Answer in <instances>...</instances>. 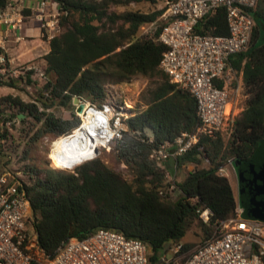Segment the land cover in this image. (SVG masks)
I'll return each mask as SVG.
<instances>
[{
    "label": "trees",
    "instance_id": "obj_1",
    "mask_svg": "<svg viewBox=\"0 0 264 264\" xmlns=\"http://www.w3.org/2000/svg\"><path fill=\"white\" fill-rule=\"evenodd\" d=\"M55 1L62 11L61 30L49 40V51L43 56L45 73L50 78L39 92L41 108L18 96L0 97L1 165L9 163V154L3 150V141L8 138V118L2 116L6 107L15 111L10 116L25 115L21 122L32 118L26 135L40 123L28 140L34 142L45 135L59 136L79 124L80 116L76 114L65 119L47 111L54 104L68 106L75 96L100 104L106 97V84L121 83L134 76H143L150 83L140 94L143 107L127 117L128 131L110 142L115 159L130 171V178L100 158L88 161L74 173L41 169L34 164L23 166L26 180H21L31 203L41 249L52 256L63 240L81 239L105 227L142 240L152 252L151 263L157 264L160 256L172 244L181 242L193 225L200 226L205 240L212 233L213 222L233 216L237 203L245 210L242 192L254 198L255 204L249 205L256 209V189L261 183L259 177L264 175V0H258L249 11L254 21L249 47L231 58L232 67L242 72L246 105L234 117L230 136L224 140L219 131L200 132L192 148L162 162L149 157L153 147L172 143L181 133L198 128L194 96L171 82L159 67L166 49L156 39L161 24L151 35L139 33L141 26L160 21L164 7L149 11L129 8L130 3L156 4L163 0ZM3 2L0 0V5ZM120 7L124 9L118 10ZM195 31L226 35L225 8L206 14ZM32 72L26 73L29 82ZM14 82L10 76L5 84L13 86ZM217 85L222 87L223 83L219 81ZM204 159L208 166H202ZM228 159L238 169L239 197L228 178L218 172ZM171 161L177 167L193 166L176 183L181 193L175 199L166 190V171ZM198 207L211 210L209 223L201 222ZM256 213L261 217L255 219L264 221V210ZM190 247L183 243L182 250Z\"/></svg>",
    "mask_w": 264,
    "mask_h": 264
},
{
    "label": "built area",
    "instance_id": "obj_2",
    "mask_svg": "<svg viewBox=\"0 0 264 264\" xmlns=\"http://www.w3.org/2000/svg\"><path fill=\"white\" fill-rule=\"evenodd\" d=\"M18 1L4 0L0 5V26L6 35L18 31L24 21ZM257 1L163 0L164 11L156 39L166 49L159 67L168 74L171 82L186 88L194 96L198 128L192 133H181L172 143L153 147L149 155L152 160L162 162L175 159L193 147L198 133L213 134L232 121L231 96L239 88V78L231 65V58L247 50L250 45L254 21L249 11ZM50 4H56L58 8L47 9ZM218 7L226 10L228 33L212 35L196 32L199 21ZM34 11L46 39L50 40L60 32L62 11L55 0H40ZM0 50V79L15 77V74H9L11 65L1 43ZM234 79L236 84L231 88ZM219 81L223 83L222 87L217 85ZM80 102L84 107L77 126L89 122L88 109L103 111L108 107L113 114L109 125L118 132L113 139L122 137L128 131V116L123 111L127 103L116 101L111 90H106V97L100 104L85 100ZM116 119H119V128L115 126ZM111 141L107 145L97 144L95 154L99 147H109ZM169 188L174 186L170 185ZM196 211L203 223H209L212 212L208 207H198ZM242 214L243 208L237 203L233 216L213 222V230L208 238L189 251L182 250V242L172 244L160 256L157 264H264V221ZM34 219L20 174L2 168L0 264H151V250L147 244L105 227H99L81 239L67 238L52 256L47 255L39 246Z\"/></svg>",
    "mask_w": 264,
    "mask_h": 264
},
{
    "label": "rangeland",
    "instance_id": "obj_3",
    "mask_svg": "<svg viewBox=\"0 0 264 264\" xmlns=\"http://www.w3.org/2000/svg\"><path fill=\"white\" fill-rule=\"evenodd\" d=\"M164 7L163 1H159L156 4L149 2H140V3H130L129 8L131 9H140L142 11H149L155 9H160ZM124 8L120 7L118 10H122ZM157 24H145L141 26L139 33L140 34H149L151 35L153 31L157 28L158 25L161 24V18L159 19ZM43 57H37L30 61L20 62L18 64L11 65V69H9V74H15V82L13 86H7L5 82L8 79H0V97L6 95L18 96L25 102H35L41 108V104H39L38 99L39 92H41V86L45 82L47 78H50L48 74L45 73V62L41 60ZM33 67L32 69H27V67ZM28 70H33L30 75V82L27 81L26 73ZM15 71V73H13ZM239 73V72H237ZM240 73L238 74V76ZM13 76V75H12ZM19 76H23V78H19ZM150 81L143 76H134L128 81H124L117 84H106V90H111V92L116 97V101L125 102L127 106L124 107V114L127 116L133 115L134 111L142 108V102L139 100L140 94L145 90ZM235 79L233 83L230 84L231 88L235 87ZM88 101V100H85ZM246 105V96L243 93V86L240 85L238 92H234L231 96V111H232V121L234 117L245 107ZM130 106L132 108H130ZM84 107V104H83ZM47 111L53 112L56 116H60L65 119H72L74 114L80 116L76 112V105L70 103L68 106H61L59 104H54L51 108L47 109ZM15 111L6 107L3 111V118H8L7 121H10L9 124H6L8 130V138L3 142V150L5 153L9 155V163L6 167L1 165L0 171L2 168H6L10 171L17 172L20 174L23 180H26V175L22 172L23 166L25 164H34L41 169L51 168V161L48 158V148L45 144V138L47 137L49 140L54 139L55 137L45 135L40 137L34 142H29V137L33 134L34 130L40 123H36L33 127L32 131L26 135L29 128H31L30 122L32 123V118L28 117L25 122H21L20 118H25L24 116L13 117L10 116ZM6 121V123H7ZM232 121L228 122L227 126L219 131L224 140H227L230 136V132L232 129ZM57 137V136H56ZM24 153H26V157L23 158ZM95 158H100L104 163H106L109 167L121 172L123 176L126 178H130V171L120 162L115 159L114 152L112 146L109 147H99ZM231 159V158H230ZM230 159L226 160L224 164L220 167L218 172L221 175H225L234 191H237V195L239 197V186H238V169L236 165H232L230 163ZM170 168L166 171V179L170 185H173L174 188H166L168 196L172 199L177 198L180 195V190L177 187L176 183L180 181L182 176L191 170V167H177L174 169V162L171 161ZM202 166H208V161L202 162ZM235 167V168H234ZM202 222V220H201ZM203 223V222H202ZM203 232L200 226L193 225L189 231L185 234L184 238L181 242L191 244L190 249H192L196 244L202 242L203 240ZM189 249V250H190ZM187 250V251H189ZM152 252L150 251V256ZM152 264V263H151Z\"/></svg>",
    "mask_w": 264,
    "mask_h": 264
},
{
    "label": "clouds",
    "instance_id": "obj_4",
    "mask_svg": "<svg viewBox=\"0 0 264 264\" xmlns=\"http://www.w3.org/2000/svg\"><path fill=\"white\" fill-rule=\"evenodd\" d=\"M112 115L108 107H105L103 111L88 109V123L81 124L54 139L49 140L46 137L45 144L48 148L51 168L74 173L76 168L95 159L94 149L97 144L107 145L113 137L118 136V132L109 125ZM115 126L120 127L119 119H116ZM82 128L88 129L91 138L82 133Z\"/></svg>",
    "mask_w": 264,
    "mask_h": 264
},
{
    "label": "crops",
    "instance_id": "obj_5",
    "mask_svg": "<svg viewBox=\"0 0 264 264\" xmlns=\"http://www.w3.org/2000/svg\"><path fill=\"white\" fill-rule=\"evenodd\" d=\"M39 2L40 0L18 1L19 8H21L22 14L24 16V21L18 31L14 33H8L6 35L3 33V27L0 26V43L1 46H3V52L10 65L30 61L37 57H43L49 51V40L43 36L40 23L34 17V9L39 4ZM57 8L58 6L56 4H50V6L47 7V9L49 10H56ZM41 60L44 59L41 58ZM239 73L240 75L238 76V78L240 88V85L243 86V81L242 72ZM238 90L236 92H238ZM187 167H191V165H188ZM233 192L237 196V191L233 190Z\"/></svg>",
    "mask_w": 264,
    "mask_h": 264
},
{
    "label": "water",
    "instance_id": "obj_6",
    "mask_svg": "<svg viewBox=\"0 0 264 264\" xmlns=\"http://www.w3.org/2000/svg\"><path fill=\"white\" fill-rule=\"evenodd\" d=\"M73 104L76 105V112L78 114H81L83 111V104L80 102V98L78 96H75L73 98ZM24 116L23 114H19V116ZM20 118V117H19ZM263 180H264V175L261 177H259V181L261 182L259 184V186H257L259 189H256V195H259V202H258V206L257 208L254 210L252 209V207L249 205H254V198L248 194H245L244 192H242V201L244 203V206L246 207V209L244 210V212H246L248 214V217L250 218H257V216L261 217L260 215H258V213H256L257 211L259 212V214H261L264 210V185H263ZM254 194V196H256ZM243 196L245 198V200L243 199ZM256 210V211H255ZM259 219V218H258Z\"/></svg>",
    "mask_w": 264,
    "mask_h": 264
},
{
    "label": "bare ground",
    "instance_id": "obj_7",
    "mask_svg": "<svg viewBox=\"0 0 264 264\" xmlns=\"http://www.w3.org/2000/svg\"><path fill=\"white\" fill-rule=\"evenodd\" d=\"M86 123H87V122H86ZM81 131H82V133L87 134V135L91 138V133L88 131V129H86V128H82ZM93 143H94V140H93ZM95 148H96V147H95Z\"/></svg>",
    "mask_w": 264,
    "mask_h": 264
}]
</instances>
